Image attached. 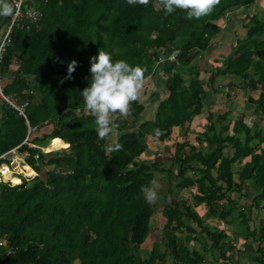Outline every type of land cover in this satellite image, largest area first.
I'll return each instance as SVG.
<instances>
[{
  "label": "trees",
  "instance_id": "obj_1",
  "mask_svg": "<svg viewBox=\"0 0 264 264\" xmlns=\"http://www.w3.org/2000/svg\"><path fill=\"white\" fill-rule=\"evenodd\" d=\"M39 1L45 11L40 26L15 28L0 57L3 93L25 105L26 114L0 96V154L22 144L37 172L21 184H0V242H6L0 264H204L212 249L227 258V235L207 220H227L237 209L230 194L241 193L246 182L260 185L257 201H264V13L243 25L245 35L222 55L229 54L223 66L216 59L212 70H202L195 60L209 53L224 18L257 0H219L210 14L191 20L181 9L167 14L163 0L147 6ZM100 49L114 61L144 67V80L168 74L169 94L155 116L145 119L140 99L131 102L132 119L115 117L117 141L110 146V135L99 139L80 94L90 83V58ZM73 59L78 65L67 78ZM231 75L229 87L259 91V100L249 102L261 121L244 113L234 118L227 107L216 111L206 101L217 92L218 78ZM49 125L51 132L37 134ZM55 138L61 145L54 149L65 148L45 152ZM153 141L175 142L170 162L140 160L153 153ZM117 144L123 147L115 150ZM159 173L166 175L167 190L149 203L142 189ZM185 190L191 199L178 197ZM159 204L162 236L149 249ZM244 213L241 229L251 231ZM192 241L201 248H191ZM255 260L264 263L262 255Z\"/></svg>",
  "mask_w": 264,
  "mask_h": 264
},
{
  "label": "rangeland",
  "instance_id": "obj_2",
  "mask_svg": "<svg viewBox=\"0 0 264 264\" xmlns=\"http://www.w3.org/2000/svg\"><path fill=\"white\" fill-rule=\"evenodd\" d=\"M156 5L159 8L162 7L161 2H157ZM254 12H257L259 15H262L264 13V0H257L255 5L252 6L251 8H249V9L241 8L240 10H238L237 13H235V14L230 13L226 18H224L221 21L223 32L220 36L216 37L215 40H217V41L215 42L214 46L216 45V47H217L220 45L221 42L222 43L224 42L223 48L227 52H231L230 50L236 44L235 41L238 38L244 37L246 30L244 29L245 27L243 25L249 24L254 19V17L252 16V14H254ZM219 47H221V46H219ZM210 50H209V53L208 52L201 53V55L198 56L195 60V63L198 64L201 67V69L204 67V68H208L209 70L210 69L212 70L213 66H214V60H216V59H219V61H216L217 64L220 65V67L223 66V64L221 63V60H223V59H220L219 57L213 58L215 56L221 55L222 50H218L216 48H213V51H214L213 56H210ZM226 51H224V53ZM225 59L227 60L226 57H225ZM163 60H164V58H163ZM201 72H203V71H201ZM202 75H203L202 78L204 80H207V77L209 76V74L203 73ZM167 76H168L167 73L160 72V73L153 75V76H150L144 80L143 87L140 91L139 99H140L141 103L144 104V106L146 108L145 112L143 114L145 119H149V118L151 119L152 117L155 116L159 102H161L169 94L168 90L166 89V87L164 85V80H165V78H167ZM185 77H189L188 74H186ZM7 81H8V78H6V82ZM219 91H221L220 94H217V92L213 91L212 95L206 99V101L211 105L212 108H217L216 111L219 110V108L227 106V108H229L231 110V112L233 113L232 116H234V118L241 117V113H244L245 115H247V114L249 115L250 113L256 114L254 112L247 110V109H249V106H253L255 108V105H256V103L250 104L248 97L251 94L256 99V101H258L260 98L259 91L250 90V89H244L243 90V88H237V87L231 88L226 83H223V82L221 84V87L219 88ZM157 93L160 95V98L158 101L154 99V96ZM1 97H3V96L1 95ZM118 114H120V113H114L112 115V122H114V119ZM250 115H252V114H250ZM123 116L129 120L132 119V116L130 115L129 112H127V114H123ZM205 118L206 117H202L201 119H197V120L198 121L201 120V122H202V121H204ZM261 118H262L261 116L257 117L256 120L261 121ZM261 123L264 124V119L261 121ZM52 129H53V126L49 125L46 128L39 130L37 132V134H41V133L44 134L45 132H51ZM117 135L118 134L113 129V132L110 134V137H109V146L117 141ZM53 142H54V140L50 143L49 146H47L45 148L46 152L58 151V150H62L63 148H65V146H64L61 149H54V143ZM57 143H58V145L60 144L59 141ZM175 146H176L175 142H173V141L168 142V144H164L163 142L161 144V142L153 141L151 143L153 153L143 154L141 156L140 160H145L147 162H149L151 160H157V161L163 160V161H169L170 162L172 155H174ZM166 148H169V150H166ZM15 167H16L17 172H20L21 174H22V171H25V173L28 175H34L35 174V171H33L30 167L26 166V163L22 160V158H18L15 161ZM12 176H13V174H12ZM165 176L166 175L164 173H159V174H157L156 179L151 183L150 187H155L158 194H162L163 192H166V190H167L168 182H166L164 180ZM13 182L16 183L15 181H13ZM178 197L179 198L184 197V198H190V199L192 198L189 190L183 191L180 195H178ZM155 201H153L152 203H154ZM259 201L264 202L263 200H259ZM158 207L159 208H157V210L155 212L157 219H155V221L153 222L154 229H153L152 238L149 240V243H148L149 249H152L154 240H156L162 236V229L161 228L164 224L163 222H165V218L161 215L162 214L161 213L162 205L159 204ZM207 225H212V222L210 224L208 222ZM205 236L206 235H204V237ZM161 246H162V248H164L165 247L164 243ZM190 246H191V248H193L192 243ZM217 253L219 256V252H217Z\"/></svg>",
  "mask_w": 264,
  "mask_h": 264
},
{
  "label": "clouds",
  "instance_id": "obj_3",
  "mask_svg": "<svg viewBox=\"0 0 264 264\" xmlns=\"http://www.w3.org/2000/svg\"><path fill=\"white\" fill-rule=\"evenodd\" d=\"M127 2L130 5L147 6L150 0H127ZM218 3L219 0H163L164 10L167 14L173 13L176 9H181L186 12L189 20L199 19L210 14ZM15 12L16 6L13 0H0V17L9 18V16L15 15ZM34 26L37 27V25ZM77 65L78 61L75 59L69 63L67 78H72ZM145 71L146 69L141 65H132L126 60L114 61L110 54L101 49L97 55L90 58V72L92 73L91 77L88 78L90 83L80 94L85 103V110L95 117V130L99 139L104 140L113 132L115 125L112 122V115L114 113L127 114L130 103L139 98ZM156 133L159 135L160 130L157 129ZM122 147L123 145L117 144L115 150ZM22 151L26 150L23 149ZM25 163L35 171L36 176V170L27 162ZM15 176H19L21 179L18 184H21L24 178L32 179L35 177L27 178L28 175L24 174H16ZM142 190L149 203L157 199L158 192L155 187H144Z\"/></svg>",
  "mask_w": 264,
  "mask_h": 264
},
{
  "label": "crops",
  "instance_id": "obj_4",
  "mask_svg": "<svg viewBox=\"0 0 264 264\" xmlns=\"http://www.w3.org/2000/svg\"><path fill=\"white\" fill-rule=\"evenodd\" d=\"M254 13L258 14L257 12ZM7 18L8 17H0V40L2 38V33L4 31ZM223 45L224 42L220 43L219 46L221 47L219 46L216 47V45L215 46L213 45L212 49L210 50V56L214 55L213 48H216L218 50H222V54L219 56H215L213 58L219 57L220 59H225V57H227L229 54L222 56L224 54V51H226L223 48ZM231 78H233V75L229 77L221 76L218 78L217 83H215L217 94L221 93V91H219V88L221 87L222 82L227 84L226 79L231 80ZM250 98H254V97L250 94L248 99ZM226 107L227 106H225V108ZM247 110L255 113V108L253 106H249V109ZM250 114L249 115L247 114V117L250 119L253 118L256 119L257 117H260V115H258L257 113L256 114L250 113ZM260 192H261V187L256 182L254 183L251 181L246 182V185L241 193L232 192L230 194L231 198L233 200H236L235 205L237 206V209L232 213L230 217H228L227 220H223L221 218H213V219L210 218L207 220V223L209 222V224L212 222V225H208V226L210 227L214 226V228L222 230L227 235L226 237L227 239H225V242L227 244L226 245L227 258H221L220 254L218 256L217 253L218 250L216 251L212 249L211 252L207 254L208 256L204 264H264L263 262L259 263L258 261L255 260V257L259 255H262L264 259V250L262 253H260L259 251L261 248L264 249V202L257 201ZM256 201L259 206L255 205ZM203 208L204 206L202 207V209ZM240 210L244 211L246 217L249 218L248 224L251 226L253 231L252 230L245 231V229H241L242 218L239 215ZM201 215L203 216L204 214ZM191 243L193 244L192 247H195L197 249L201 248L200 242L192 241Z\"/></svg>",
  "mask_w": 264,
  "mask_h": 264
},
{
  "label": "built area",
  "instance_id": "obj_5",
  "mask_svg": "<svg viewBox=\"0 0 264 264\" xmlns=\"http://www.w3.org/2000/svg\"><path fill=\"white\" fill-rule=\"evenodd\" d=\"M16 6L15 15L9 16L4 31L2 33V38L0 40V57L2 53L10 46L12 42V37L15 32V28L19 27L21 29L29 30L31 25L39 26L40 20H42L44 16L43 5L39 0H13ZM44 4L48 3V0H43ZM3 85L1 84L0 79V94L4 97V99L10 103L13 107L19 110L20 114H24L25 105L15 104L13 99L9 96H6L3 93ZM0 95V96H1ZM2 97V98H3ZM30 146H33L30 144ZM46 151V150H45ZM30 155L28 150L22 151L19 148L15 147L3 154L0 155V183H14V176L16 174H21L17 172L15 167V161L18 158H22L24 162H26V158ZM38 157V155H36ZM13 174V176H12ZM24 175L26 174L24 171L22 172ZM35 175H28L27 178H32ZM4 242H0V245H4ZM9 253H12L9 251Z\"/></svg>",
  "mask_w": 264,
  "mask_h": 264
},
{
  "label": "bare ground",
  "instance_id": "obj_6",
  "mask_svg": "<svg viewBox=\"0 0 264 264\" xmlns=\"http://www.w3.org/2000/svg\"><path fill=\"white\" fill-rule=\"evenodd\" d=\"M174 58V57H173ZM163 60V58L161 59V61ZM14 103H15V101H14ZM15 104H17V103H15ZM25 117H26V114H25V108H24V114H23ZM28 124L30 125V123H29V121H28ZM30 131H31V127H30ZM28 141V139H26L25 141H24V143L25 142H27ZM59 140L58 139H54V147H57V146H60V144H61V142H60V144L58 145V142ZM52 142V141H51ZM21 146H22V144H20V145H17L16 147L17 148H20V149H22L21 148ZM27 166V165H26ZM27 167H29V166H27ZM32 169V168H31ZM23 172V171H22ZM25 172V171H24ZM35 175V174H34ZM14 181L17 183V182H19L20 181V177H18V176H14ZM4 243H6L5 241H4Z\"/></svg>",
  "mask_w": 264,
  "mask_h": 264
}]
</instances>
